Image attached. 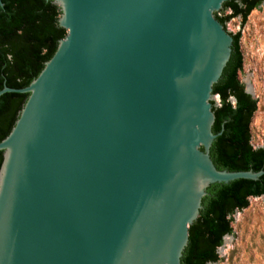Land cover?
I'll return each instance as SVG.
<instances>
[{"label":"water","instance_id":"95a60500","mask_svg":"<svg viewBox=\"0 0 264 264\" xmlns=\"http://www.w3.org/2000/svg\"><path fill=\"white\" fill-rule=\"evenodd\" d=\"M45 1L64 38L0 90L27 94L0 141V264H181L206 189L264 174L209 155L227 0Z\"/></svg>","mask_w":264,"mask_h":264},{"label":"trees","instance_id":"16d2710c","mask_svg":"<svg viewBox=\"0 0 264 264\" xmlns=\"http://www.w3.org/2000/svg\"><path fill=\"white\" fill-rule=\"evenodd\" d=\"M264 0H227L218 16L224 26L230 18L244 22L249 13ZM0 90L23 88L33 80L56 50L58 40L66 32L58 27V8L45 0H0ZM233 38L232 52L212 95L220 98L219 106L212 104L217 135L210 148V158L219 170H264V146L250 144L249 124L255 111V101L244 91L238 79L242 56L238 35ZM235 98V104L228 98ZM27 94L4 93L0 96V141L9 133ZM0 152V163H1ZM249 197L264 198V174L256 181L235 180L228 184H212L206 189L201 210L188 228V244L181 264H209L217 261L216 249L223 237L231 234L230 216L248 205Z\"/></svg>","mask_w":264,"mask_h":264},{"label":"rangeland","instance_id":"374dc122","mask_svg":"<svg viewBox=\"0 0 264 264\" xmlns=\"http://www.w3.org/2000/svg\"><path fill=\"white\" fill-rule=\"evenodd\" d=\"M220 11L218 16L229 15ZM230 35H238L242 68L238 79L255 101L249 132L253 148L264 146V1L241 22L239 17L224 23ZM217 97L214 105H217ZM231 234L216 249L217 261L209 264H264V198L249 197L248 205L230 216Z\"/></svg>","mask_w":264,"mask_h":264},{"label":"flooded vegetation","instance_id":"af4514ba","mask_svg":"<svg viewBox=\"0 0 264 264\" xmlns=\"http://www.w3.org/2000/svg\"><path fill=\"white\" fill-rule=\"evenodd\" d=\"M244 87V86H243ZM244 91H245V88H244ZM218 96V95H217ZM252 97V96H251ZM252 99H253V97H252ZM228 102L229 103H231L232 105H234L235 104V98L234 97H232V96H230L229 98H228ZM219 103H220V98H219V96H218V103H217V106H219Z\"/></svg>","mask_w":264,"mask_h":264},{"label":"built area","instance_id":"2783aa9c","mask_svg":"<svg viewBox=\"0 0 264 264\" xmlns=\"http://www.w3.org/2000/svg\"><path fill=\"white\" fill-rule=\"evenodd\" d=\"M216 97L218 98V96L216 95ZM217 103H218V99H217Z\"/></svg>","mask_w":264,"mask_h":264}]
</instances>
